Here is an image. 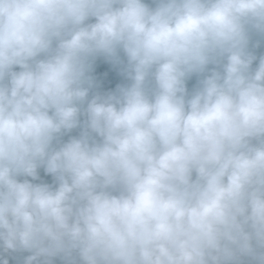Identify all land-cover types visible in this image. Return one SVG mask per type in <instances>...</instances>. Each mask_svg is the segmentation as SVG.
Segmentation results:
<instances>
[{"label":"clouds","instance_id":"9594fccd","mask_svg":"<svg viewBox=\"0 0 264 264\" xmlns=\"http://www.w3.org/2000/svg\"><path fill=\"white\" fill-rule=\"evenodd\" d=\"M153 3L0 0V264H264V0Z\"/></svg>","mask_w":264,"mask_h":264}]
</instances>
